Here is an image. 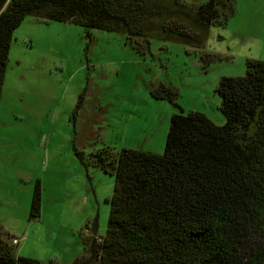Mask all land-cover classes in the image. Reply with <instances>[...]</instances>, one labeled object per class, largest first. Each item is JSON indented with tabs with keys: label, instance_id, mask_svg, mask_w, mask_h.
I'll use <instances>...</instances> for the list:
<instances>
[{
	"label": "rangeland",
	"instance_id": "374dc122",
	"mask_svg": "<svg viewBox=\"0 0 264 264\" xmlns=\"http://www.w3.org/2000/svg\"><path fill=\"white\" fill-rule=\"evenodd\" d=\"M177 1L196 8L208 0ZM232 6L199 48L172 33H153L140 48L125 34L24 18L0 96V234L8 245L18 240L16 257L71 264L106 234L122 150L162 155L177 114L225 124L220 80L244 77L247 60L264 61V0ZM36 183L41 210L31 219Z\"/></svg>",
	"mask_w": 264,
	"mask_h": 264
},
{
	"label": "trees",
	"instance_id": "16d2710c",
	"mask_svg": "<svg viewBox=\"0 0 264 264\" xmlns=\"http://www.w3.org/2000/svg\"><path fill=\"white\" fill-rule=\"evenodd\" d=\"M174 3L176 12L158 0H0V96L13 33L27 16L74 23L87 35L125 34L140 48L158 31L199 48L206 28L233 13L232 0ZM174 15L180 22H165ZM216 92L223 126L177 114L162 155L118 154L106 234L71 264H264V61L247 60L246 75L222 78ZM40 210L36 183L30 218ZM2 237L0 264H57L16 257Z\"/></svg>",
	"mask_w": 264,
	"mask_h": 264
},
{
	"label": "built area",
	"instance_id": "2783aa9c",
	"mask_svg": "<svg viewBox=\"0 0 264 264\" xmlns=\"http://www.w3.org/2000/svg\"><path fill=\"white\" fill-rule=\"evenodd\" d=\"M11 243H12V245H17V244H18V240L13 239V240L11 241Z\"/></svg>",
	"mask_w": 264,
	"mask_h": 264
}]
</instances>
